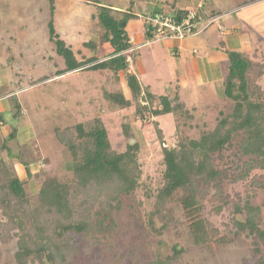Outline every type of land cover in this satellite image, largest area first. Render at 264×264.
<instances>
[{
  "label": "rangeland",
  "instance_id": "1",
  "mask_svg": "<svg viewBox=\"0 0 264 264\" xmlns=\"http://www.w3.org/2000/svg\"><path fill=\"white\" fill-rule=\"evenodd\" d=\"M40 1L46 2L49 7L53 3V8L55 2L68 5L64 8V11H67L65 14L58 10L56 24L53 25L55 32L71 48L78 60L91 56L92 52L84 47L82 42L89 39L99 40L97 28L90 20V13L94 8L79 2L72 4L74 0ZM119 3L126 5L129 2L121 0ZM5 8V11H2L9 16L17 14L11 6ZM48 13L49 15H43L40 19L41 23L46 24L51 18L53 20L50 8ZM131 24L133 22L128 27L129 35L133 34ZM1 25L5 26V23L0 24L2 28ZM37 27L38 31H24V36L18 31L13 32L19 38L16 40V46L4 48V58L8 59V62L6 68H0V95L21 90L16 99L22 107L21 119L28 120L34 132L33 139L24 146L18 141L7 140L8 151L13 156L3 157L8 165L12 166L17 161L24 164L38 161L39 165H45L44 171L34 176L40 181V187L43 182L53 177L69 183L73 178L71 157L56 141L54 130L73 129L77 124H83L88 129L96 118L103 122L111 147L116 152L125 151L128 144L137 143L139 146L137 161L142 174L137 189L120 197L119 209L113 210L105 222V228H113L103 234H97L96 242H91L93 245L90 251L79 248V255L74 258V264H147L171 256L174 246L182 249L176 264H256L260 257L264 260V248L260 247V254L256 255L253 251V237H250L247 231L239 230L234 221L235 206L242 204L246 197L250 196V203L261 208L258 226L264 230V189H258L252 184L254 180L264 181V170L254 169L248 179L233 181V177L238 173L234 165L238 162L234 156L238 140L214 158L215 167L224 170L227 175L221 185L222 194L217 196L215 190L209 189L206 194L199 196L201 217L210 230L217 231L214 238L223 241L215 250L206 247L195 248L179 209L178 198L183 195L181 190L167 203L163 215L156 216L152 222L149 219L155 196L163 184L162 147L155 133V119L139 122L135 119L133 106L121 107L110 98L109 95L113 94L124 100L133 99L130 89L126 86L124 72H116L107 67L77 70L53 78V74L64 69L65 65L56 53L54 43L49 39L48 24H40ZM260 33L264 37V28ZM8 38L6 32L0 31V49L3 44L9 42ZM104 52L99 47L94 55L103 61ZM251 60L252 66L248 76L250 86L253 90L263 93L264 55L259 52L252 56ZM152 61L154 62L147 61L144 65L148 68L145 76L151 81L147 82L142 77V84L152 86L153 91H147V94L155 99L157 96L172 95L173 89L169 90L168 84L160 80L156 63ZM193 90H180L186 106L192 111L193 119L176 118L173 114L157 118L167 147L176 146L187 134L197 138L203 128L215 126L221 113L226 115L231 110L233 102L224 97L222 86L212 90L209 97L206 89L200 87ZM4 118L12 127L21 121L9 113L5 114ZM122 125L125 132L122 131ZM192 127L196 130L191 129ZM0 142L3 143L2 140ZM3 154L6 155V152ZM15 155L19 157L15 158ZM237 218L242 216L237 215ZM164 224L167 228L161 230ZM16 250V239L12 238L6 243L0 240V264H16ZM28 264L48 263L44 255L37 254L33 255Z\"/></svg>",
  "mask_w": 264,
  "mask_h": 264
},
{
  "label": "trees",
  "instance_id": "2",
  "mask_svg": "<svg viewBox=\"0 0 264 264\" xmlns=\"http://www.w3.org/2000/svg\"><path fill=\"white\" fill-rule=\"evenodd\" d=\"M96 9L92 20L95 21L99 40H89L83 44L92 55L82 60L75 57L71 48L55 32L52 18L48 21L49 39L65 65L64 69L57 72V76L77 70L107 67L124 72L125 83L133 99L124 100L113 94L109 95L110 98L121 107L133 106L135 119L139 122L155 119V133L162 147L163 184L149 213L150 221L163 215L167 203L181 190L183 195L178 198V204L192 246L215 250L223 239L214 238L217 231L207 227L200 215L199 202V196L206 194L209 189L215 190L217 196L222 194L221 185L227 175L224 170L215 167V156L221 155L238 140L234 155L238 160L234 164L238 173L233 181L248 179L254 169L264 170V92L253 90L250 86L248 76L252 66L251 57L239 53L229 54L222 94L233 102L230 112L226 115L221 113L215 126L203 128L197 138L187 134L176 146L167 147L157 118L173 114L176 118L191 120V109L186 106L179 92L174 96H158L155 99L144 92L136 76L130 73V63L125 54L130 49L126 27L137 16L129 12L113 14L104 6H97ZM194 9L198 21L193 28L196 32L201 26L199 22L203 20L200 18L202 7L195 6ZM53 10L51 3V16ZM188 11L179 10L170 15L180 21ZM145 25H148L146 21ZM146 34L151 36L149 32ZM98 46H109L111 49L103 61L93 55ZM20 108L14 98L13 110L16 115L20 114ZM123 127L122 131L125 132ZM14 134L13 130L7 139H12ZM54 137L71 157L73 178L69 183L50 178L43 182L35 194L25 190L12 166L1 155L6 150L7 157H13L8 151L7 142L0 151V240L6 243L12 238L16 239V264H28L37 254L44 255L48 264H74L79 248L90 251L91 242H96V235L113 228H105L108 216L113 210L119 209L120 197L133 193L139 185L142 172L137 161L138 144H128L125 151L116 152L99 118L94 119L88 129L83 124H77L73 129H55ZM24 166L30 177L27 165ZM252 184L264 189V181L254 180ZM250 198L247 196L242 204L235 206L234 221L239 230L247 231L253 237V251L257 255L264 248V230L258 226L261 208L253 206ZM237 215L242 218H237ZM165 228V224L161 226V230ZM172 250V255L164 260L157 259L147 264H176L182 249L174 246ZM256 264H264V260L260 257Z\"/></svg>",
  "mask_w": 264,
  "mask_h": 264
},
{
  "label": "crops",
  "instance_id": "3",
  "mask_svg": "<svg viewBox=\"0 0 264 264\" xmlns=\"http://www.w3.org/2000/svg\"><path fill=\"white\" fill-rule=\"evenodd\" d=\"M39 1L8 0L5 2L0 0V24L5 23V26L1 25L0 31L6 32V35L9 36V42L7 41L6 45L3 44L2 49H0V68H6L8 62V59L4 58V48L16 46V40L19 39L13 32L18 31L21 36H24V31H38V25L48 24L50 19L45 22L46 24L41 23L40 19L43 18V15H49V4ZM120 1L74 0L71 3L79 2L92 6L94 11L92 9L90 13V20L94 26L95 21L92 20V16L95 14L97 6L109 8L112 13L114 12L113 14L116 12H129L137 16L136 19L130 20L126 27L128 33L129 24L133 22L131 24L133 25V34L129 35L128 33L130 49L125 54L130 56L129 71L136 76L140 86L145 90L144 92L153 91L151 85L142 84V77L147 82L151 81L145 76L148 68L144 65L147 61L154 60L152 62L156 63V68L159 71L158 77H160V80L165 81L164 84H168L169 90L173 89L172 95L167 96H174L177 92L180 93L182 88L192 91L201 87L206 89L209 97L212 90L222 86L228 72L230 53L244 54L248 57H252L259 52L264 55V37L260 33V30L264 28V0H171V3L169 0H125L127 3L129 2L126 5H121ZM5 3L7 7L11 6L17 14L7 15L4 12L6 9ZM201 3L202 15L200 18H203V20L199 22L201 26L192 36H188L183 40H155L146 34L145 21L147 16L155 13L174 15L176 11L195 8ZM54 5L53 25L56 24L57 19L55 18L58 10L65 14L67 11H64V8L68 6L65 3L58 2H55ZM95 40H97L96 37ZM158 42L163 43L159 44ZM84 43L86 41L82 42V45ZM155 45L157 47H154ZM99 47L105 51L103 59L107 58L105 55L111 52L110 47ZM58 77L60 76H57L55 72L53 78ZM20 93L21 90L0 95V141H3V143L0 142L2 144L0 151H2L4 143L7 142V138L13 130L15 131L14 137L9 139L8 142L15 140V142L18 141L24 146L26 142L33 139L32 126L28 120L21 119L23 112L20 103V114L16 115L13 110V99H17V94ZM7 113L14 118L21 119L17 126L12 127L6 122L4 115ZM3 152H6V155ZM1 155L7 157V151H2ZM26 165L30 177L27 176L23 162H14L12 168L24 184L25 190L35 194L40 189V181L38 182L34 176L43 172L45 165L44 163L39 165V162L34 160Z\"/></svg>",
  "mask_w": 264,
  "mask_h": 264
},
{
  "label": "built area",
  "instance_id": "4",
  "mask_svg": "<svg viewBox=\"0 0 264 264\" xmlns=\"http://www.w3.org/2000/svg\"><path fill=\"white\" fill-rule=\"evenodd\" d=\"M202 3L197 5V8H201ZM145 31L151 34L152 39H175L183 40L188 36H192L196 32L193 28L198 23L196 10H189L180 21H177L175 17L166 13H155L154 15L146 17ZM150 30V31H149ZM127 56V54H126ZM127 60L130 63V56H127Z\"/></svg>",
  "mask_w": 264,
  "mask_h": 264
}]
</instances>
